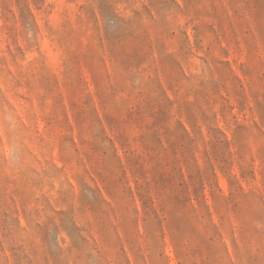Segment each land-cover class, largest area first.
Returning a JSON list of instances; mask_svg holds the SVG:
<instances>
[{
	"label": "rangeland",
	"instance_id": "obj_1",
	"mask_svg": "<svg viewBox=\"0 0 264 264\" xmlns=\"http://www.w3.org/2000/svg\"><path fill=\"white\" fill-rule=\"evenodd\" d=\"M0 264H264V0H0Z\"/></svg>",
	"mask_w": 264,
	"mask_h": 264
}]
</instances>
